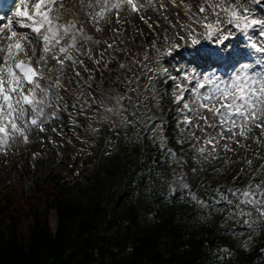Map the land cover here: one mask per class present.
Wrapping results in <instances>:
<instances>
[{
  "label": "snow or ice",
  "instance_id": "6c2138e0",
  "mask_svg": "<svg viewBox=\"0 0 264 264\" xmlns=\"http://www.w3.org/2000/svg\"><path fill=\"white\" fill-rule=\"evenodd\" d=\"M170 7L177 9L173 18ZM149 11L156 20L143 15ZM130 16L138 17L154 37L162 29L161 47L155 39L150 45H136L125 36L127 29L117 25L130 24ZM109 27L112 35L105 38ZM198 28L203 31L198 33ZM233 28L242 40L228 43L236 39ZM129 47L142 50L128 59ZM113 60L122 91H98V84L93 87L96 73L103 77L102 62L104 71L113 72ZM197 64H222L231 71L224 78L186 67ZM161 82L175 105L172 139L182 150L189 146L184 155L168 147L166 125L153 113L162 99L156 87ZM88 113L118 138L138 142L147 134L164 162L176 165L172 179L164 181L170 197L191 202L209 215L227 211L224 224L247 229L246 239L235 230L231 234L240 239L242 250H252L251 240L264 232V155L256 156L255 169L253 161H247L255 174L243 187L221 190L206 185L200 197L188 181L229 152L238 161V153L251 144L264 147V0H197L194 6L185 0H72L71 7L68 0H0V154L7 156L14 145L33 143V133L47 134L55 146L51 134L62 135L56 125L63 116L74 129V117ZM188 160L202 165L191 169L192 176L183 172ZM217 174L223 170L217 169ZM240 174L247 173L241 168ZM258 251L264 253V248ZM216 252L218 264H231L235 255L227 247Z\"/></svg>",
  "mask_w": 264,
  "mask_h": 264
},
{
  "label": "trees",
  "instance_id": "16d2710c",
  "mask_svg": "<svg viewBox=\"0 0 264 264\" xmlns=\"http://www.w3.org/2000/svg\"><path fill=\"white\" fill-rule=\"evenodd\" d=\"M107 80L115 93L122 91L114 75ZM174 109L173 102L166 103L157 113L166 125L168 147L184 155L188 152L182 153L172 139ZM96 139L79 150L85 166L70 180L46 174L37 179L32 195L22 188L0 190V264H218L216 250L223 247L235 254L231 264H264V253L258 251L264 248V232L257 233L246 252L239 246L241 238L224 225L227 214L209 216L191 202L170 197L164 184L169 164L147 134L138 142L115 136L108 150ZM193 167L188 160L183 170L190 175ZM238 167L235 162L236 172ZM226 183L218 185L214 176L192 185L204 197L202 186L223 190Z\"/></svg>",
  "mask_w": 264,
  "mask_h": 264
},
{
  "label": "rangeland",
  "instance_id": "374dc122",
  "mask_svg": "<svg viewBox=\"0 0 264 264\" xmlns=\"http://www.w3.org/2000/svg\"><path fill=\"white\" fill-rule=\"evenodd\" d=\"M186 3L192 4L193 6L197 2V0H185ZM249 7H251L249 5ZM195 10V9H194ZM177 11V9H172L170 7V18H173L171 16L172 13ZM145 17H151V20H156L157 16L155 13L149 11L146 13H143ZM121 19H124V15L121 14ZM180 19L183 20V12L180 14ZM128 20L130 21V24H124L122 26L117 25L118 28L127 29L125 31V36L133 38L136 45L141 44H151L152 41L155 39L157 43V47H161V41L163 38L162 29H157V32L161 33L160 36L154 37L149 29L144 25V23L135 16L128 17ZM151 20L149 22H151ZM155 27V25H153ZM179 30V29H177ZM203 30L197 29V32L200 33ZM235 34V37L237 36V33L235 30H232ZM112 35L111 28L105 30L104 37L107 38ZM169 38L171 39L172 34L171 32L168 33ZM199 38V36H198ZM239 41L238 37H236L235 40L228 41V43H237ZM175 43H180V41L176 40ZM205 45L211 44V41H202ZM142 49L137 47H129L128 48V59H131L135 56V54ZM115 55V54H114ZM120 60H124L125 57L120 56ZM89 68L92 67L91 64L88 65ZM188 67L189 71L190 67ZM109 68L113 69V72L104 71L103 69V62L101 63V72H103V77H101L100 72L96 73V83L93 84V87H96L97 84L99 85L98 91L105 90L111 93H115L112 90V87L108 85L107 76H110L111 74L116 77L115 70L118 69V65L115 60H113L109 64ZM121 76L125 74L124 70H120ZM206 74L205 72H200ZM166 87L159 89L157 88V91L162 96V99L160 100L158 105L153 106V111L156 110L154 113H157L159 111H162L163 106L166 103L173 102L171 97V92L166 91ZM69 111H71V108H69ZM160 119V117H159ZM74 120L76 122V127L73 129L72 125L69 124V118L67 115L63 116L62 122L58 123L56 126L58 127L59 131L62 133V135H57L55 133L51 134V139L56 142V145L48 142L49 136L45 133L36 134L33 133L30 136V140L33 141V143H30L26 146L21 145L19 147H16L15 145L12 147L11 150H9V153L7 156H4L0 154V190H3L5 188H22L25 190L26 194L32 195L35 193V183L37 179L43 177L46 174H58L60 175L63 180H70L72 176H74V172H79L85 164H83L82 159L78 157L79 150L83 147H88L90 142H93V139L97 137L96 141L98 143H102L105 145V149L108 150L109 144H113L115 134L111 131H109L107 126L97 124L96 120L92 118L91 113H88L85 116H79L76 115L74 117ZM89 125H92V127H99L98 132H91ZM106 130L108 131V135H106ZM75 133V134H74ZM37 135L39 138L44 140V143H40ZM255 135H259L258 132L255 133ZM111 137L112 140H109L108 137ZM251 143V141H249ZM231 147L235 148V145H231ZM181 152H189V146L184 145L183 150L181 149ZM37 154L36 158L33 159V154ZM179 154V153H178ZM180 155V154H179ZM182 155V154H181ZM239 170L236 172L233 169V158L237 159L236 155H234L232 152L227 153L226 155H223L222 159L220 161H213L211 164L204 167L203 171H198V173L188 181V183L191 185V190L195 192V187L192 185L193 181H200V180H207L210 181L213 179L214 176H216V182L218 185H221L224 180H226V186L228 187H243L249 183L250 180H252L253 175L248 170V160H252L254 163V160L256 159L257 155H264V147L257 148L255 144H251V148L247 151L241 150L239 153ZM96 160V159H95ZM202 165L196 164L195 167L199 169ZM176 165H168L169 170V178L168 180L172 179V173L175 170ZM243 168L245 172L247 173L242 178L239 175V178L233 180L234 177H237L238 174H240V170ZM217 169H222L223 174H217ZM212 171H215V173H212ZM184 172V170H183ZM185 173V172H184ZM186 174V173H185ZM192 176V174L188 175ZM244 178V179H243ZM9 190V189H7ZM200 196L199 194H197ZM203 214L209 215L207 210H201ZM225 214H228L227 211L224 212ZM210 216V215H209ZM50 224L55 228L56 225V215L55 211L52 210L49 215ZM225 225V224H224ZM227 228L235 230L237 233H243L244 235L241 236V239L247 238V229L243 228L240 225L234 224L229 222L227 225H225ZM257 235V234H256ZM255 235V236H256ZM254 236V237H255ZM253 237V239H254ZM252 239V240H253ZM251 240V241H252Z\"/></svg>",
  "mask_w": 264,
  "mask_h": 264
},
{
  "label": "bare ground",
  "instance_id": "6f19581e",
  "mask_svg": "<svg viewBox=\"0 0 264 264\" xmlns=\"http://www.w3.org/2000/svg\"><path fill=\"white\" fill-rule=\"evenodd\" d=\"M68 4H69V6L71 7V5H72V0H68ZM202 30V29H201Z\"/></svg>",
  "mask_w": 264,
  "mask_h": 264
}]
</instances>
